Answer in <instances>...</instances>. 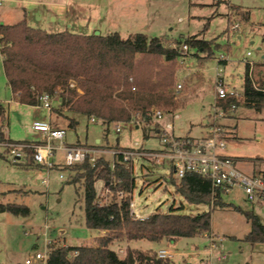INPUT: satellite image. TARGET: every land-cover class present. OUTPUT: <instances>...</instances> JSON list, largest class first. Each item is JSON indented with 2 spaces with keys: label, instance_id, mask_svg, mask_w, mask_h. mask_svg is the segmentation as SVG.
<instances>
[{
  "label": "rangeland",
  "instance_id": "rangeland-1",
  "mask_svg": "<svg viewBox=\"0 0 264 264\" xmlns=\"http://www.w3.org/2000/svg\"><path fill=\"white\" fill-rule=\"evenodd\" d=\"M32 1L35 0H4L0 14L9 11L8 23L26 20L29 25L49 32L69 30L106 35L118 31L123 37L144 33L161 38L168 47H174L175 42L191 36L209 41L210 47L206 51L189 47L179 58L175 91L178 83L182 88L176 91L178 107L171 112L174 114L166 117V121L173 120L174 134L182 137L206 136L205 119L214 126H221L227 145L224 154L231 156L236 167L244 173L264 175V109L256 110L245 103L243 97L247 61L253 63L252 80L256 86L264 77V0H54L64 5ZM110 4L109 15L107 5ZM245 13L248 17L243 16ZM53 16L56 21L52 20ZM236 23L239 28L233 29ZM221 57L224 59L219 62ZM219 68L240 100L238 107L222 117L216 116L214 108ZM12 98L0 54V101L6 109V122L2 124L0 117V125L10 141L40 142L42 133L32 127L38 120L51 121L54 127L65 128L64 142L67 144L92 145L90 147L101 149L117 144L130 148L135 143L148 150L161 147L160 139L143 126L112 123L106 131L102 121L92 122L79 115L78 124L73 129L54 108L48 111L40 106L21 104ZM54 106L59 107L56 103ZM118 125L120 132L116 130ZM145 131L148 137H144ZM97 139H100L99 145ZM100 155L112 159L109 153L97 154ZM63 160L64 151L57 150L55 164L48 168L36 165L30 151L26 150L24 156L15 161L9 151L0 148V202L22 204L30 209L29 215L0 212V264H25L27 258L34 256L37 246L42 248L44 234L53 242L72 246L96 245L97 237L105 234L86 226L83 192L77 194L78 185L70 182L72 173L68 166H64ZM134 172L136 187L132 200L136 212L143 217L157 210L167 212L171 207L177 213L188 215L210 208L190 204L176 193L170 177L172 174L178 177L167 163L139 159L135 161ZM60 174L64 177L60 178ZM95 187L97 199L103 203L109 201L104 182L97 181ZM223 198L226 203L243 210L254 207L238 188L224 194ZM255 209L263 214L260 208ZM250 232L251 223L243 212L217 205L212 211L209 232L213 233L218 244L213 251V264H264V242L247 240L245 237ZM203 235L180 238L168 244L149 240L117 241L111 247L122 253L121 248L127 245L153 250L163 245L172 254L174 264H204V259L210 258L206 248L211 242ZM220 237L224 239L221 241ZM221 253L227 254V258L218 260Z\"/></svg>",
  "mask_w": 264,
  "mask_h": 264
},
{
  "label": "trees",
  "instance_id": "trees-1",
  "mask_svg": "<svg viewBox=\"0 0 264 264\" xmlns=\"http://www.w3.org/2000/svg\"><path fill=\"white\" fill-rule=\"evenodd\" d=\"M243 16L248 17V13ZM183 44L202 52L210 47L209 41L197 36L168 47L161 38L144 33L123 37L118 31L106 35L69 30L49 32L29 25L26 20L0 24V54L14 101L38 106L43 93L57 95L59 107L54 110L64 116L69 121L68 127L73 129L79 115L88 119L95 117L108 131L112 123H130L152 107L162 108L167 113L174 111L178 107L176 66L185 54ZM243 97L245 103L256 110L264 109V77L256 86L250 78L249 65L244 75ZM239 102L236 96L228 95L217 99L216 106L228 113L238 107ZM0 117L4 124L6 109L1 101ZM2 124L0 140H6ZM146 131L144 137L149 136ZM67 168L72 173L70 182L78 185L77 194L83 192L86 226L105 234L97 237L96 245L52 242L50 264H174L171 257H159L153 249L127 245L120 253L111 245L133 240L161 244L209 233L212 211L217 205L243 212L251 223V232L245 238L253 243L264 242L263 214L255 207L243 210L226 203L223 192L214 190L211 180L199 173L187 171L178 178L172 174L170 182L188 203L208 205L209 210L188 215L177 213L171 207L167 212L157 210L142 219H134L130 202L136 176L121 158H115L112 166L111 158L100 155L95 162L87 158ZM99 180L104 182L110 197L103 205L97 199L95 187ZM0 212L29 215L30 209L22 204L0 202Z\"/></svg>",
  "mask_w": 264,
  "mask_h": 264
},
{
  "label": "built area",
  "instance_id": "built-area-1",
  "mask_svg": "<svg viewBox=\"0 0 264 264\" xmlns=\"http://www.w3.org/2000/svg\"><path fill=\"white\" fill-rule=\"evenodd\" d=\"M4 0H0V5ZM233 29L239 28L236 23L232 26ZM189 46L187 44L182 45V50L187 51ZM250 52H248V55ZM224 58L221 57V62ZM248 62L249 75L252 79L253 63ZM74 86V84H71ZM182 84L176 85V91H180ZM216 96L217 99L225 98L228 95L238 96V93L234 88H231L225 76L222 74L219 68L216 81ZM135 89V87H133ZM54 103L58 104L59 100L57 95L50 93H43L39 97L38 106L52 111ZM216 116H224V111L216 106L214 103ZM234 109V108H233ZM232 109V111H233ZM170 114L163 109L152 107L145 115H138L134 118L130 124L136 127L143 126L145 130L152 131L155 136L160 139L161 147L154 150H148L143 148L140 143H135L133 147L121 148V147H109L107 149H101L90 146H78L75 144H67L64 142L66 136V129L61 127H54L51 121H34L32 127L42 133V140L40 142H14L10 140H0V148H5L9 151L15 161L20 160L25 151L31 152L32 161L36 165L46 166L52 168L54 166V156L57 150L64 151V166H73L77 163L84 162L87 158L91 162H95L97 154H111L112 166L115 164V158H121V161L126 164L127 167L134 170V164L139 159H152L155 162L167 163L172 172L177 177H182L187 171L199 173L212 182L214 190L220 189L223 194H228L235 188L241 189L246 197V200L254 205L256 208H260L264 215V175H248L238 169L231 156L224 154L226 149L225 134L221 126H214L211 131L202 137H190V136H176L174 134V123L172 121H166V117ZM92 122H96L95 117L90 118ZM118 122L117 124H121ZM117 132L121 131L120 126H117ZM54 141H58L55 143ZM64 176L60 174V178ZM101 205L102 200H99ZM130 214L134 219L144 218L141 214L136 212L135 204L133 200L130 202ZM41 249L36 247V252L33 257L27 258L25 264H50L49 251L52 239L46 237ZM203 236H207L211 242V245L206 248L210 256L209 262L213 264V251L217 248V239L213 233H205ZM221 241L224 239L220 237ZM159 257H170L171 254L166 249H160L157 251ZM227 258V254L221 253L218 256V260Z\"/></svg>",
  "mask_w": 264,
  "mask_h": 264
},
{
  "label": "crops",
  "instance_id": "crops-1",
  "mask_svg": "<svg viewBox=\"0 0 264 264\" xmlns=\"http://www.w3.org/2000/svg\"><path fill=\"white\" fill-rule=\"evenodd\" d=\"M25 1H31V0H25ZM33 3L34 2H36V3H40V4H46V3H52V4H57V5H62L63 3H60V2H57V1H47V0H35V1H32ZM3 4V3H2ZM64 5V4H63ZM107 8H109L108 9V12H107V14H111V4H110V6H108L107 5ZM9 14V11H7V12H5L4 14H0V22H2V23H0V24H14V23H8V21H9V19H10V17H11V15H9L8 17H7V15ZM106 16H104V18H105ZM53 19L52 20H54V21H56L57 20V18H56V16H53L52 17ZM103 18V17H102ZM106 19V18H105ZM17 23V22H16ZM220 62V61H219ZM222 62V61H221ZM225 63V62H224ZM12 100H14L13 98H12ZM52 123V122H51ZM203 124H204V128L206 129V132L207 133H209L210 131H211V129L214 127V123H211V122H209L207 119H205L204 120V122H203ZM52 125H53V123H52ZM205 135V134H204ZM6 139H8V137L6 138ZM9 140V139H8ZM81 142V141H80ZM82 143V142H81ZM99 143H100V139H97V145H99ZM84 146V145H83ZM90 146H92V145H90ZM165 243H169V242H164V244ZM162 244V243H161ZM35 246H37V245H35ZM122 250H124L125 248H121ZM160 249H166L163 245H161V246H159V247H157V248H155L154 250H156V251H158V250H160ZM167 250V249H166ZM170 253V252H169ZM206 255H207V252L205 253ZM172 255V254H171ZM205 255V256H206ZM209 259H204V264H210V262L208 261Z\"/></svg>",
  "mask_w": 264,
  "mask_h": 264
},
{
  "label": "water",
  "instance_id": "water-1",
  "mask_svg": "<svg viewBox=\"0 0 264 264\" xmlns=\"http://www.w3.org/2000/svg\"><path fill=\"white\" fill-rule=\"evenodd\" d=\"M96 34H99V32H97Z\"/></svg>",
  "mask_w": 264,
  "mask_h": 264
}]
</instances>
